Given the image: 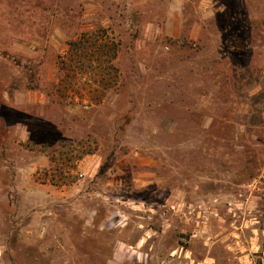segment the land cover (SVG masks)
Listing matches in <instances>:
<instances>
[{"label":"rangeland","instance_id":"374dc122","mask_svg":"<svg viewBox=\"0 0 264 264\" xmlns=\"http://www.w3.org/2000/svg\"><path fill=\"white\" fill-rule=\"evenodd\" d=\"M2 108L0 264H264V0H0Z\"/></svg>","mask_w":264,"mask_h":264},{"label":"trees","instance_id":"16d2710c","mask_svg":"<svg viewBox=\"0 0 264 264\" xmlns=\"http://www.w3.org/2000/svg\"><path fill=\"white\" fill-rule=\"evenodd\" d=\"M69 48L71 52L79 54V59L81 57H88L89 59L96 57L101 62L106 61V66H108L109 70L114 67L111 63L117 57L118 51L117 44L110 42L107 38L105 39V34L101 35L98 31L82 33L79 39L69 43ZM3 111L4 108H2L0 113L2 114Z\"/></svg>","mask_w":264,"mask_h":264}]
</instances>
